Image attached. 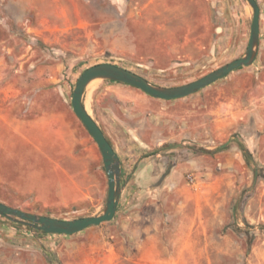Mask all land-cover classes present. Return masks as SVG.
Wrapping results in <instances>:
<instances>
[{
    "label": "rangeland",
    "instance_id": "1",
    "mask_svg": "<svg viewBox=\"0 0 264 264\" xmlns=\"http://www.w3.org/2000/svg\"><path fill=\"white\" fill-rule=\"evenodd\" d=\"M256 2L251 66L177 100L109 80L86 88L120 160L115 215L71 236L0 216V264H264ZM251 20L246 0H0V202L58 219L102 214L101 153L71 108L80 74L110 63L158 87L187 84L243 57Z\"/></svg>",
    "mask_w": 264,
    "mask_h": 264
},
{
    "label": "water",
    "instance_id": "2",
    "mask_svg": "<svg viewBox=\"0 0 264 264\" xmlns=\"http://www.w3.org/2000/svg\"><path fill=\"white\" fill-rule=\"evenodd\" d=\"M246 2L252 9V20L245 55L217 68L197 80L174 87H158L151 84L139 74L110 63L93 65L80 74L71 95V108L74 115L92 137L101 153L103 167L107 177V198L102 214L70 220L58 219L27 213L0 202V216L43 234L64 236H71L89 227L110 222L117 210L121 194L120 160L103 131L86 109L84 102L86 88L94 80H109L137 88L148 96L158 100H177L188 97L210 86L241 67L251 66L258 53L260 10L256 0H246Z\"/></svg>",
    "mask_w": 264,
    "mask_h": 264
},
{
    "label": "crops",
    "instance_id": "3",
    "mask_svg": "<svg viewBox=\"0 0 264 264\" xmlns=\"http://www.w3.org/2000/svg\"><path fill=\"white\" fill-rule=\"evenodd\" d=\"M127 51V50H126ZM128 52H133V49H130ZM38 140V139H37ZM33 142V141H32ZM31 141H30V143L32 144V145H34L33 143H32ZM39 144H41V142H39V141H37V143H36V145L37 146H39ZM61 146L63 147V148H67L69 145H68V143L66 142V140H65V138H63L62 137V143H61ZM184 238H181V240L179 241V242H188V240H183ZM149 242L153 245L154 244V251L152 252V253H154V254H158L159 252H160V247H158V242H159V240H158V238H156V237H153V236H150V238H149Z\"/></svg>",
    "mask_w": 264,
    "mask_h": 264
},
{
    "label": "trees",
    "instance_id": "4",
    "mask_svg": "<svg viewBox=\"0 0 264 264\" xmlns=\"http://www.w3.org/2000/svg\"><path fill=\"white\" fill-rule=\"evenodd\" d=\"M240 147V149H241V151H242V153H243V155H244V158H245V160H246V162L249 164L250 163V161H251V154H250V152L248 151V150H246L245 148H244V146H239ZM21 225V224H20ZM29 230H32V229H29ZM34 231H36V230H34ZM52 236H54V235H52ZM56 236V235H55ZM58 236H64V235H58Z\"/></svg>",
    "mask_w": 264,
    "mask_h": 264
},
{
    "label": "bare ground",
    "instance_id": "5",
    "mask_svg": "<svg viewBox=\"0 0 264 264\" xmlns=\"http://www.w3.org/2000/svg\"><path fill=\"white\" fill-rule=\"evenodd\" d=\"M98 80H94V81H92L89 85H92V84H94L95 82H97ZM88 85V86H89ZM88 88V87H87Z\"/></svg>",
    "mask_w": 264,
    "mask_h": 264
}]
</instances>
